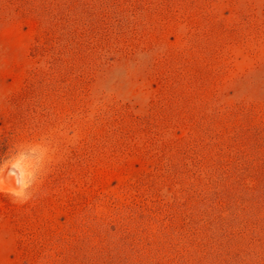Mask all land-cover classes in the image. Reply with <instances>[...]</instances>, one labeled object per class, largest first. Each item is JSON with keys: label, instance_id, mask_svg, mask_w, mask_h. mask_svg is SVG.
Segmentation results:
<instances>
[{"label": "rangeland", "instance_id": "obj_1", "mask_svg": "<svg viewBox=\"0 0 264 264\" xmlns=\"http://www.w3.org/2000/svg\"><path fill=\"white\" fill-rule=\"evenodd\" d=\"M21 142L48 163L0 264H264V0H0Z\"/></svg>", "mask_w": 264, "mask_h": 264}, {"label": "clouds", "instance_id": "obj_2", "mask_svg": "<svg viewBox=\"0 0 264 264\" xmlns=\"http://www.w3.org/2000/svg\"><path fill=\"white\" fill-rule=\"evenodd\" d=\"M40 143H18L9 149L6 157H0V167H6L9 161L27 159L35 150L42 149ZM48 163V153L43 151L38 166L29 168L20 178L19 184L15 180L11 182L0 181V194L11 199L12 203L23 205L28 203L39 192L43 183V175Z\"/></svg>", "mask_w": 264, "mask_h": 264}, {"label": "bare ground", "instance_id": "obj_3", "mask_svg": "<svg viewBox=\"0 0 264 264\" xmlns=\"http://www.w3.org/2000/svg\"><path fill=\"white\" fill-rule=\"evenodd\" d=\"M25 169L20 162H14L5 167L3 173L0 176V181H9L15 180L17 184L20 182V178L24 175Z\"/></svg>", "mask_w": 264, "mask_h": 264}]
</instances>
